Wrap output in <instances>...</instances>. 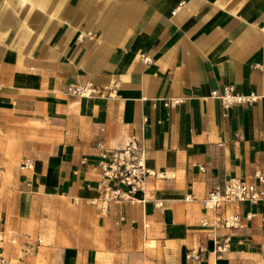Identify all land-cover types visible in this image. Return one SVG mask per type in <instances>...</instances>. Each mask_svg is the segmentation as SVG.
<instances>
[{
    "label": "crops",
    "instance_id": "0c3cea01",
    "mask_svg": "<svg viewBox=\"0 0 264 264\" xmlns=\"http://www.w3.org/2000/svg\"><path fill=\"white\" fill-rule=\"evenodd\" d=\"M131 142L150 174L105 210ZM262 172L264 0H0V264H264V203L203 204Z\"/></svg>",
    "mask_w": 264,
    "mask_h": 264
},
{
    "label": "built area",
    "instance_id": "2783aa9c",
    "mask_svg": "<svg viewBox=\"0 0 264 264\" xmlns=\"http://www.w3.org/2000/svg\"><path fill=\"white\" fill-rule=\"evenodd\" d=\"M141 58L150 63V59L144 55ZM116 87V84H115ZM71 96L77 98H111L115 92L110 87H96L92 83L73 86L70 88ZM212 97L221 101L223 107L227 110L232 106L254 103L259 99L256 94L249 96H240L235 93L233 86H226L222 91H214ZM101 147V146H100ZM102 148V147H101ZM102 168L104 188V198L102 202L103 209H108L113 202L132 201V196L143 189L145 179L150 171L145 166V151L136 143L131 142L121 150L104 152ZM258 182L251 183L239 178L229 180L223 189L215 188L209 196L204 199L203 204L207 210L220 209L227 204L249 202L257 205L264 203V172L258 174ZM114 185H111V184ZM189 198H187L188 200ZM239 223V217L235 216L232 222H226L225 225L236 226ZM145 229L149 228L145 224ZM226 251V246L220 245L218 253L221 255ZM201 252H191L188 259L199 261Z\"/></svg>",
    "mask_w": 264,
    "mask_h": 264
}]
</instances>
